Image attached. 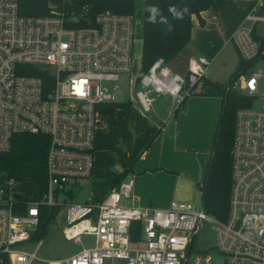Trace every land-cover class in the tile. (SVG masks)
<instances>
[{
    "label": "built area",
    "instance_id": "1",
    "mask_svg": "<svg viewBox=\"0 0 264 264\" xmlns=\"http://www.w3.org/2000/svg\"><path fill=\"white\" fill-rule=\"evenodd\" d=\"M47 10L46 16H23L20 0H0V156L17 135L50 139L41 201L23 203L18 182L0 172L6 177L0 183V264H216L215 258L264 264V75L248 78L249 105L236 111L226 221L207 214L203 204L137 207L131 177L97 204L74 203L71 188L94 171L95 134L106 128L101 109L118 103L122 77L135 90L132 101L149 114L160 96L179 107L201 86L210 62L190 60L183 76L160 59L134 79L136 14L91 17L87 6L75 10L74 0H52ZM260 24L264 9H255L231 35L249 66L264 63V37L254 32ZM45 206L64 209L62 236L82 250L52 262L37 257L42 242L31 252ZM137 225L140 237L133 242ZM209 232L214 242H207ZM84 236L93 239L92 247L84 246Z\"/></svg>",
    "mask_w": 264,
    "mask_h": 264
},
{
    "label": "rangeland",
    "instance_id": "2",
    "mask_svg": "<svg viewBox=\"0 0 264 264\" xmlns=\"http://www.w3.org/2000/svg\"><path fill=\"white\" fill-rule=\"evenodd\" d=\"M144 1L135 0L137 17L144 10ZM254 1H257L255 5L257 7L258 0ZM238 2L241 6L236 0H222L221 8L217 2L214 8L206 10L201 15L204 21L203 26L199 22L193 23L189 44L179 54V60L176 59L168 64L174 73L185 76L188 64L186 65L184 61H189V56L196 60L202 56L210 62L206 72V78L210 82L223 89L230 87L240 96H248L246 82L252 74L264 75V63L257 62L237 74L233 80L230 79L235 73L240 59L233 43L229 44L228 42V30L234 27L231 31L232 35L245 24L247 15L254 11L253 9L246 13L244 1L239 0ZM209 15L212 16L209 17ZM216 15L217 17H215ZM248 26L249 24L246 23V27ZM140 28L141 21L138 18L137 31L139 35ZM254 32L255 34H261V32L264 34V25H258ZM225 40L228 44H225ZM193 42L194 45H192ZM142 73V42L138 37L134 46L131 75L134 79H138ZM230 80L232 81L230 82ZM119 86L121 89L115 93V99L117 104H126V107L115 108L114 116H108L106 121L108 127L98 130L95 134L97 151L94 154L93 182L88 179L80 181L81 190L78 192L75 189V201L91 198L95 203L105 197L111 191L110 182L113 173L122 171V162L134 161L132 137L136 128L144 127L148 122L158 125L156 112L164 113L165 118L171 110L169 109L171 105L164 102V97L160 96L156 98L154 110L144 116L139 113L138 107L132 101L135 90L128 86L126 78L122 77ZM260 89L264 90V80L260 83ZM201 91L200 89L195 90L187 99L185 109L178 113L175 112L177 106L174 103L173 106L176 108L173 111L172 124L160 133L157 137H161L160 141L157 144H152L148 150L147 162L141 159L133 165L134 173H131L129 177L134 176V181H137L139 177L147 179L143 181L142 190L149 192L153 197L155 195L151 207H168L171 202H188L195 206L203 204L200 187L205 182L223 101L220 96L202 95ZM166 99L170 98L166 97ZM161 127L163 128L164 125ZM148 168H152L151 171H146ZM64 223V209L62 208L57 213L55 221L48 226L46 236L31 241V252L37 250L39 242H42L37 250V257L40 260L52 262L65 259L82 250V247L77 246L74 242L64 240L62 236ZM81 241L85 247L94 245L93 239L90 237L84 236ZM197 246L198 241L194 245V250L197 249ZM33 264L47 263L35 261Z\"/></svg>",
    "mask_w": 264,
    "mask_h": 264
},
{
    "label": "trees",
    "instance_id": "3",
    "mask_svg": "<svg viewBox=\"0 0 264 264\" xmlns=\"http://www.w3.org/2000/svg\"><path fill=\"white\" fill-rule=\"evenodd\" d=\"M52 0H20V14L23 16H46L48 4ZM216 0H145L144 10L138 18L141 21L139 38L142 42V71L146 73L157 60H164L170 64L179 57L181 51L189 44L193 28V19L197 18L203 26L201 13L215 7ZM158 6L162 14L168 18L172 30L168 26L148 22L149 13L145 9ZM169 5H187L189 13L183 20H175L168 12ZM87 6L90 16L95 17L104 11H111L119 15H133L136 12L135 0H74V9ZM264 9V6L260 8ZM159 20V17H158ZM249 64L239 60L235 73L230 79L240 74ZM230 80V82L232 81ZM197 86L195 87V89ZM207 88H213L217 96L222 98V107L219 117L218 130L213 144V152L207 167L205 182L201 190V198L206 213L220 221L228 218L229 204L232 189V149L234 140L235 115L238 108L248 106L247 97L238 95L235 91H228L215 85L207 78L201 82L202 95ZM191 96V95H190ZM185 97L176 113L185 109ZM126 104H113L101 109L102 116H114L115 108H125ZM162 127L155 132L146 131L138 135L133 143V162H122V171L113 173L110 182L111 190L118 189L121 183L133 173V165L150 149ZM50 139L44 135L20 134L14 137L11 150L0 161V172L18 182V192L23 203L41 201L47 190L46 160ZM72 199V195L69 196ZM74 198V197H73ZM43 217L40 232L35 239L46 236L48 226L55 220L59 209L42 208ZM140 237L139 226H135L131 240L135 242Z\"/></svg>",
    "mask_w": 264,
    "mask_h": 264
},
{
    "label": "crops",
    "instance_id": "4",
    "mask_svg": "<svg viewBox=\"0 0 264 264\" xmlns=\"http://www.w3.org/2000/svg\"><path fill=\"white\" fill-rule=\"evenodd\" d=\"M223 1H229V0H223ZM237 1V3H238V5L239 6H241L240 4H239V0H236ZM244 1V3H245V6H246V13H248V12H250L251 10H255V9H258L259 11H261V7H263L264 6V0H258V6L257 7H255V5L257 4V1H254V0H243ZM218 2V3H217ZM220 2H222V0H216V2L215 3H217L218 4V6L221 8V6H222V3H220ZM238 6V7H239ZM204 13V12H203ZM203 13H201V15L203 14ZM212 15H209V17H211ZM215 17H217V15L215 16ZM194 22H199V20L197 19V18H194L193 19V23ZM261 25V24H260ZM264 25V24H263ZM257 28V27H256ZM234 29V27L233 28H231L230 30H228V35H229V39H228V42H229V44H232L233 43V41H231V31ZM261 35H263V37H264V34H262V32H261ZM227 40V39H226ZM225 40V44H228V42ZM192 45H194V42L192 43ZM233 46H234V48H235V50H236V52H237V49H236V47H235V45H234V43H233ZM238 53V52H237ZM202 57V56H201ZM239 57V56H238ZM188 59H189V61L190 60H196V58H194V57H191V56H189L188 57ZM177 60H179V57L177 58ZM189 61H184L185 62V64L187 65L188 64V62ZM198 89H200L201 90V86L200 87H198L196 90H198ZM170 100V101H169ZM169 100H167L166 99V97H164V102H167V103H169V105H171L170 106V108L169 109H171L170 110V112H168V115L164 118V113H162V114H158L157 112H156V109H155V112H156V115H157V119H158V121H159V124L157 125L156 123H150V122H148L144 127L143 126H140V127H137L136 128V131L133 133V137H132V140H133V143H134V140H135V138L138 136V135H140V134H142V133H144V132H146V131H150V130H158V129H160L161 128V126L162 125H164V127L162 128V131H165L167 128H168V126H170V124H172V121H173V116H174V113H173V111L175 110V106H173L174 105V103H173V101H172V99H169ZM138 109V111H139V113L140 114H142V115H146V114H143L141 111H140V109L139 108H137ZM167 109H168V107L165 109L166 111H167ZM177 109V108H176ZM165 111V112H166ZM107 119H108V116L107 117H104L103 116V122H104V124H105V127H108V124H107ZM162 119H164V120H162ZM151 132V131H150ZM131 138V137H130ZM160 138L161 137H159V138H157L156 140H155V142L153 143V144H157L159 141H160ZM97 151V147H95V151H94V154H95V152ZM148 156H149V152L147 151L142 157H141V159H144L145 161L144 162H147V160H148ZM140 159V160H141ZM95 169V168H94ZM151 169L152 168H148V170H146V171H151ZM133 173H134V168H133ZM129 177V176H128ZM127 177V178H128ZM132 178L134 179V176H132ZM112 179H113V177H112ZM89 181H92L93 182V174H92V177L91 178H89L88 179ZM144 180H147V179H143L142 177H139V179H137V181H134V187H133V191H132V197L135 199V203L133 204V205H135V206H137V207H140V208H146V207H148V206H150L153 202H154V197H155V195H154V197L149 193V192H146V191H144V190H142V185H144L143 184V181ZM91 182V183H92ZM144 187V186H143ZM71 189H73V195L72 194H70V195H72V201H74V203H92V204H97V203H99L103 198H101L98 202H92V200H91V198H88V199H86V200H81V201H75V199L73 198V197H75V189H76V191H78L79 192V190H81V184H80V182H77ZM156 194V193H155ZM76 199H77V197H76ZM132 204V203H131ZM130 203H128V205H131ZM163 205V204H162ZM151 207V206H150Z\"/></svg>",
    "mask_w": 264,
    "mask_h": 264
},
{
    "label": "clouds",
    "instance_id": "5",
    "mask_svg": "<svg viewBox=\"0 0 264 264\" xmlns=\"http://www.w3.org/2000/svg\"><path fill=\"white\" fill-rule=\"evenodd\" d=\"M145 11L149 13L148 22L151 24L161 23L168 26V30H172V25L169 23L168 18L162 14L161 9L158 6L150 5ZM190 9L187 5L177 6L169 5L168 12L175 20H183L184 17L189 13ZM159 17V20H158Z\"/></svg>",
    "mask_w": 264,
    "mask_h": 264
},
{
    "label": "water",
    "instance_id": "6",
    "mask_svg": "<svg viewBox=\"0 0 264 264\" xmlns=\"http://www.w3.org/2000/svg\"><path fill=\"white\" fill-rule=\"evenodd\" d=\"M204 94L205 95H211V96H216L217 95V92L213 89V88H207L205 91H204ZM5 158L4 155H1L0 156V161H3ZM6 177L3 175L0 179V183H3L5 181ZM17 199H19L20 197L19 196H16ZM207 228V227H206ZM207 242L208 243H211V242H214V237H213V234L211 232H209L208 236H207ZM215 262L216 264H221V261L219 258H215Z\"/></svg>",
    "mask_w": 264,
    "mask_h": 264
}]
</instances>
